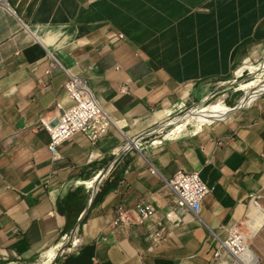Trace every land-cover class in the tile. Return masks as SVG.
<instances>
[{"label": "crops", "instance_id": "1", "mask_svg": "<svg viewBox=\"0 0 264 264\" xmlns=\"http://www.w3.org/2000/svg\"><path fill=\"white\" fill-rule=\"evenodd\" d=\"M263 60L264 0H0V264H212L229 229L264 210V79L232 108L204 105L213 84ZM69 76L112 125L51 155L39 119L69 105ZM177 170L210 191L173 227L164 182ZM98 179L109 191L84 213ZM143 204L155 215L138 223ZM118 209L129 222L112 226Z\"/></svg>", "mask_w": 264, "mask_h": 264}, {"label": "built area", "instance_id": "2", "mask_svg": "<svg viewBox=\"0 0 264 264\" xmlns=\"http://www.w3.org/2000/svg\"><path fill=\"white\" fill-rule=\"evenodd\" d=\"M109 39L110 41H123L125 38L119 32H112ZM245 65L244 63L234 71L236 79H239L247 70L245 69ZM64 91L69 105L64 106L62 103L57 102L54 108L57 111V115L52 118L41 117L39 119L41 127L48 134L49 143L47 150L51 155H54L59 145L76 136H82L90 144H95L107 133L109 127L112 125V121L103 112L84 82L76 77L69 76L67 82L64 84ZM164 125L162 124V126L152 133L158 132V134L164 135L166 132L164 130L166 128H163ZM134 149L138 150L139 147L135 145ZM164 183L171 193V202L173 204V207L171 206L164 213V219L166 222L172 224L173 227H179L183 222V217L176 213L177 209H182L197 216L203 199L210 191L207 184L201 179L198 171L185 172L177 170ZM136 213L138 214V223H142L154 217L155 209L150 204L138 205ZM117 215V218L112 222V226L127 224L129 222L127 212H122L118 209ZM163 231L164 227L160 226L153 232L152 237L155 242H158ZM236 234L240 235L238 227H231L228 232L229 236L224 243L231 241V238L236 237ZM220 255V250H217L213 254V257L216 259Z\"/></svg>", "mask_w": 264, "mask_h": 264}, {"label": "rangeland", "instance_id": "3", "mask_svg": "<svg viewBox=\"0 0 264 264\" xmlns=\"http://www.w3.org/2000/svg\"><path fill=\"white\" fill-rule=\"evenodd\" d=\"M239 67H237L235 69V71ZM245 69H247V70L239 77V79H236V77L233 73L230 78L226 79L227 82L220 81V83L213 84V86L211 88V92L214 93V95L212 97L210 96L211 99L207 100V102L205 103L204 106H207V105L215 102L216 106L225 105L228 108H232L233 106L238 104L240 98L243 97L244 94L246 95L249 93V92H247V90L249 88L256 87L254 85L255 81L260 82L261 80L264 79V62H262V64L259 65V67L247 64V65H245ZM201 107L195 109V111H193V112H190L182 120H185V119L189 118L190 116H193L197 112V110H199ZM196 118H197L196 120H198V117H196ZM173 120L174 119H170V120L162 123V124H165L163 128H166V129H164V130L167 131L172 127ZM176 121H178V120H176ZM158 126L160 127L162 125L159 124ZM186 128L189 129V126H186ZM89 189L91 190V188H89ZM238 230L242 234H248L247 229H246V223L241 225V226H238ZM259 231L264 232V226L261 227ZM257 233H256V235H257ZM255 236L253 238L247 239V244H248L249 250L257 257V259H258L257 264H261L260 258L262 256L260 254H257V251H256V243H258V239L256 240V242L254 240V242L252 243ZM227 243H230V241H228ZM221 246L222 245L220 244V247ZM219 250H220L221 255L218 258L214 259L212 264H220L223 262H226L227 264H234V262H233L234 260H233L232 256L228 253V250L226 248H224L222 246Z\"/></svg>", "mask_w": 264, "mask_h": 264}, {"label": "bare ground", "instance_id": "4", "mask_svg": "<svg viewBox=\"0 0 264 264\" xmlns=\"http://www.w3.org/2000/svg\"><path fill=\"white\" fill-rule=\"evenodd\" d=\"M252 89V88H249ZM133 144V143H132ZM134 146L139 144H133ZM264 226V211L259 207L246 220V229L248 234H236L232 237L230 243H222L221 245L228 250L232 256L234 264H257V257L249 250L247 239L253 238L256 233ZM246 232V233H247ZM227 252V251H226ZM220 264H227L226 262Z\"/></svg>", "mask_w": 264, "mask_h": 264}, {"label": "trees", "instance_id": "5", "mask_svg": "<svg viewBox=\"0 0 264 264\" xmlns=\"http://www.w3.org/2000/svg\"><path fill=\"white\" fill-rule=\"evenodd\" d=\"M88 188H91V190H92L94 188V183H93V185H91ZM96 191H97V189H96ZM96 191H95V195H94V197L92 199L91 206L94 205L95 203L99 202L103 198V196L109 191V189L108 188H103L99 192H96ZM83 220H84L83 217L82 218L80 217L77 220V222H76V224L74 226V227L77 226L76 230L73 232V234L71 235V237L69 236L66 239V241H67L68 244H71V243H73L75 241L74 239L76 237V234H77L78 230L80 229V226H81V223H82Z\"/></svg>", "mask_w": 264, "mask_h": 264}, {"label": "water", "instance_id": "6", "mask_svg": "<svg viewBox=\"0 0 264 264\" xmlns=\"http://www.w3.org/2000/svg\"><path fill=\"white\" fill-rule=\"evenodd\" d=\"M128 146H129V145H128ZM125 148H127V147H125ZM100 180H101V179H98V181L94 184V188L92 189V192H91V195H90V197H89V199H88L87 206L85 207L84 213L88 210V208H89L90 205H91L92 199H93V197H94V195H95V191H96V189H97L98 182H99ZM84 213H83V214H84ZM81 217H82V215H81ZM76 228H77V226L74 227L73 232L76 230ZM73 232L71 233V235L73 234ZM71 235H70V237H71Z\"/></svg>", "mask_w": 264, "mask_h": 264}]
</instances>
